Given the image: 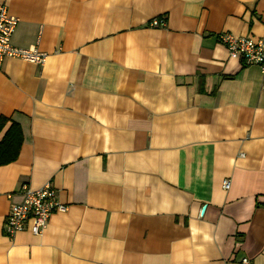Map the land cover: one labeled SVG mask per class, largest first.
I'll return each instance as SVG.
<instances>
[{"label":"crops","instance_id":"obj_1","mask_svg":"<svg viewBox=\"0 0 264 264\" xmlns=\"http://www.w3.org/2000/svg\"><path fill=\"white\" fill-rule=\"evenodd\" d=\"M0 4L10 43L47 54L0 65V139L22 134L0 165V264H264V82L216 39L264 41V0ZM47 181L67 209L7 237L21 185Z\"/></svg>","mask_w":264,"mask_h":264},{"label":"built area","instance_id":"obj_2","mask_svg":"<svg viewBox=\"0 0 264 264\" xmlns=\"http://www.w3.org/2000/svg\"><path fill=\"white\" fill-rule=\"evenodd\" d=\"M17 23V18L8 13L7 6L0 4V65L6 58L43 64L47 54L36 47L21 48L10 43L11 34ZM151 27H164L165 22L160 18H152ZM216 39L224 45L231 57L238 58L247 65L255 64L260 69L261 80L264 82V41L244 36H235L230 32H218ZM229 180H223L222 187L228 189ZM22 200L10 206L6 216L4 231L12 239L18 232L28 229L32 235H40L46 228L49 217L54 212H64L67 205L58 199L57 189L47 181L38 188H32L27 183L20 187ZM242 264H250L247 258Z\"/></svg>","mask_w":264,"mask_h":264},{"label":"trees","instance_id":"obj_3","mask_svg":"<svg viewBox=\"0 0 264 264\" xmlns=\"http://www.w3.org/2000/svg\"><path fill=\"white\" fill-rule=\"evenodd\" d=\"M8 121V117L0 116V130ZM21 143V130L19 126L12 121L0 139V165L16 159Z\"/></svg>","mask_w":264,"mask_h":264},{"label":"water","instance_id":"obj_4","mask_svg":"<svg viewBox=\"0 0 264 264\" xmlns=\"http://www.w3.org/2000/svg\"><path fill=\"white\" fill-rule=\"evenodd\" d=\"M204 207H205V206H203V207H202V209H201V213L203 212V210H204Z\"/></svg>","mask_w":264,"mask_h":264}]
</instances>
